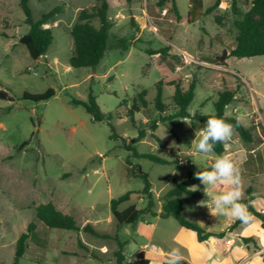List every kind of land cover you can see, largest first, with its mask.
Instances as JSON below:
<instances>
[{
	"label": "rangeland",
	"instance_id": "1",
	"mask_svg": "<svg viewBox=\"0 0 264 264\" xmlns=\"http://www.w3.org/2000/svg\"><path fill=\"white\" fill-rule=\"evenodd\" d=\"M107 1L112 23L109 43L125 37L131 46L127 51L108 50L95 68H73L72 28L81 11L98 0H31L29 7L35 21L63 7V12L44 26L52 29L53 42L38 60H33L20 43L30 29L20 0H0V91L6 89L14 97L12 102L0 99V264L14 263L16 242L30 223L37 229L19 264H117L114 254L119 246L115 235L124 244L123 264H140L142 251L151 264H161L173 248L180 249L183 259L193 252L195 264H232L233 259L241 262L254 251V243L246 246L242 237H254L257 252L264 253V230L256 218L226 239L195 248L177 221L162 215L166 193L187 179L190 172L211 167L220 156L214 151L206 155L195 151L192 141L206 123L186 118L165 121L177 111L171 100L175 91L172 81L184 88L196 82L195 98L189 107L192 116L215 114L219 93L226 87L237 89V98L225 114L240 120L252 133L253 141H243L233 130L232 139L223 143L225 152L221 155L227 154L240 163L250 150L253 154L264 152V56L231 57L227 66L215 63L224 50L233 48L239 33L237 23L249 11L250 0H237L236 11L232 0H221L209 14L205 11L215 0H177L181 20L176 19L170 2ZM165 48L169 49L165 54L146 53L147 49ZM160 81L168 106L165 113L154 107L156 84ZM50 88L55 96L48 101L24 99L26 92L43 94ZM91 90L101 110L111 115L109 121L95 122L84 106L73 104L75 100L87 103ZM135 104L140 111L134 113V125L130 111ZM153 122L157 123L155 130ZM142 130L145 137L138 140ZM114 133L121 138H113ZM127 144L140 155L153 153L167 159L179 156L184 161L178 165L157 164L133 156L125 148ZM23 145L24 149L18 151ZM137 166L150 176L157 216L145 214L136 223L118 228L111 211L113 199L133 192L119 210L147 206L143 180L130 174ZM256 171L252 177L242 174V200L248 197L247 189L251 187L255 196L252 204L260 211L264 206V170ZM196 185L200 199L181 197L185 218L203 223L205 230H226L235 219L211 215L200 204L208 199L205 186L201 182ZM217 191L209 189L210 195ZM48 203L73 216L80 228L91 223L112 238L46 228L37 219L36 210ZM211 216L213 221L209 222ZM91 253L103 261L92 258ZM218 253L224 255L223 259H217Z\"/></svg>",
	"mask_w": 264,
	"mask_h": 264
},
{
	"label": "trees",
	"instance_id": "2",
	"mask_svg": "<svg viewBox=\"0 0 264 264\" xmlns=\"http://www.w3.org/2000/svg\"><path fill=\"white\" fill-rule=\"evenodd\" d=\"M31 0H20V6L26 15V23L29 25V32L20 39V43L29 51V54L33 60H38L44 56L49 47L53 42V32L51 28L44 27L51 19L55 18L57 15L63 12V7L58 6L51 10L48 13L43 14V16L35 21L32 18L31 10L29 7V2ZM128 3L132 0H126ZM198 1L200 0H192ZM171 3V9L174 12L176 19L181 20L180 11L178 8L177 0H160L161 5L165 3ZM221 4V0H215V3L206 9L205 13L209 14ZM237 0H232V8L236 11ZM109 3L107 0H98V2L92 6L90 9H84L81 11L78 21L72 28L71 35L73 38L74 50L70 58V65L73 68H95L100 61L104 58L105 53L110 49H119L121 51H127L131 46L129 39L125 37L115 38L113 43L110 44V31L112 28V23L109 21L108 12H109ZM93 21H98V26H95ZM239 30L238 36L235 40L234 46L229 51L224 50L223 53L215 58V63L219 66H227L226 61L231 57L235 58H253L258 56H264V0H250V9L244 15L243 19L237 23ZM168 48L161 50H152L147 49L146 53L149 55H158L165 54L168 52ZM175 87L174 94L171 98L173 105L176 108V113H173L165 119L173 118H186L190 119L192 122L198 121L201 123H206L207 119L212 117L222 118L227 123L233 125V129L239 134L245 142H252L253 136L250 130H248L240 120L235 117L226 116L225 111L228 105H230L237 98V89H232L226 87L224 91L220 92L218 95V100L214 103L215 114L212 115H200L195 114L191 115L189 112V107L194 101L196 82L192 81L188 88H184L180 85L179 82L172 81L170 84ZM157 97L154 101V107L159 113H165L168 109L167 104L163 99V83L160 81L156 84ZM146 92L142 94L144 97ZM55 96V90L50 88L43 94H30L26 92L24 94V99L30 100L33 102H45ZM0 99L7 101H14V97L9 94V91L2 89L0 91ZM75 105H82L86 109L87 113L93 118L95 122H104L105 120L109 121L111 115H106L100 108L97 98L91 90L89 94V100L87 103L80 101H73ZM143 105L145 102L143 101ZM137 104H135L130 111V119L135 125L134 113L139 112ZM157 128V123H152V130ZM113 132L114 129L112 128ZM145 130L140 131L139 139L145 137ZM113 138H121L115 133ZM124 140V139H123ZM159 142L160 140L157 139ZM26 145H23L18 151L24 149ZM125 148L128 151H132L133 156H138L142 158L149 159L150 161L162 164L178 165L182 163L181 157L177 156L171 159L159 157L153 153L138 154L136 150L132 147L131 144H127ZM214 152L216 154H223L225 152V146L223 143H217L214 147ZM128 165L132 163L128 160ZM211 170V167L204 169ZM203 171V170H202ZM130 174L134 177H138L143 180L144 188L142 194L147 198V206L144 209H138L135 205L130 206L124 211L119 210V206L125 202L130 201L131 195L133 192H128L118 199H113L111 202V211L114 216V219L117 223L118 228L126 224L136 223L140 217L145 214H150L155 217L157 214L153 211L155 206L153 193H152V183L150 180L149 174L144 172L141 167L137 166L136 168L132 167ZM247 176V175H244ZM200 183V180L194 177L193 173H189L187 179L176 184L174 188L169 190L164 196V205H163V216L164 217H173L177 223L187 230H191L196 233L197 240L202 243L208 241L212 237L223 238L227 233L232 232L239 226L243 225L240 220H236L232 225H230L226 230L220 233H214L206 231L201 224L195 221H190L185 218L183 214V201L181 197L187 195L189 197L200 199L201 193L199 191L192 192L189 189L191 186ZM248 197L245 200H242V203L249 205V212L253 217L257 218L261 222V228L264 229V212H260L254 208L252 201L254 197L252 195L251 187L247 189ZM37 219L48 229H59L66 230L75 233L83 231L95 238L99 239H110L112 238L109 234H102L97 231L91 223L86 224L83 228L77 224L75 218L71 215H65L56 207L51 204H42L37 207L36 210ZM36 225L30 223L27 227V232L22 233L16 242L15 247V259L13 264H19L27 249H28V240L36 232ZM118 243V250L115 252L114 257L117 264H123L125 261V255L123 253L124 244L120 241L118 235L113 237ZM242 241L245 245H249L251 242L254 243V247L259 249V246L253 237H244ZM80 246L83 249L87 250V247L80 242ZM92 258L103 261V259L95 254L91 253ZM264 262V253L261 255ZM140 264H150V260L145 257V252H140L138 256ZM181 264H189L187 261L182 260Z\"/></svg>",
	"mask_w": 264,
	"mask_h": 264
},
{
	"label": "clouds",
	"instance_id": "3",
	"mask_svg": "<svg viewBox=\"0 0 264 264\" xmlns=\"http://www.w3.org/2000/svg\"><path fill=\"white\" fill-rule=\"evenodd\" d=\"M233 130V125L222 118L207 119L205 127L196 132L192 141L195 151L205 155L212 153L217 143H227L232 139ZM194 177L205 186L208 197L200 204L206 206L213 216L230 217L245 225L255 219L248 210L249 205L241 202L244 196L242 169L232 157L227 154L217 156L211 170L198 171ZM210 188L218 191L210 195ZM189 190L198 191L199 186L193 185ZM182 260L180 249L173 248L166 254L164 264H181Z\"/></svg>",
	"mask_w": 264,
	"mask_h": 264
},
{
	"label": "crops",
	"instance_id": "4",
	"mask_svg": "<svg viewBox=\"0 0 264 264\" xmlns=\"http://www.w3.org/2000/svg\"><path fill=\"white\" fill-rule=\"evenodd\" d=\"M264 145V144H263ZM262 145V146H263ZM253 152H254V150H250L249 152H248V154L244 157V159L240 162V163H238L239 164V166L241 167V169H242V174L243 175H249V176H255V174L257 173V169H259V168H261L262 170H264V166H262V164L264 163V152H260V150H258V152L257 153H255V154H253ZM258 164V167L257 168H255L254 167V164ZM252 195H253V193H252ZM253 197H254V200H255V196L253 195ZM253 200V201H254ZM253 205V204H252ZM255 208V207H254ZM259 211V210H258ZM260 212H264V206H263V208L260 210ZM212 215V214H211ZM255 218V217H254ZM257 219V218H256ZM237 219H235L234 221L232 220L230 223V225H232L235 221H236ZM208 221L209 222H212L213 221V216H211V217H209V219H208ZM259 223H260V227H261V222L259 221ZM202 225H203V223H201ZM201 225V226H202ZM204 226V225H203ZM245 226V224H243V225H241V226H239L238 228H236L235 230H233L232 232H229V233H227L224 237H223V239H226V237H227V235H229V234H232V233H235V232H237L239 229H241V228H243ZM181 227V226H180ZM182 228V227H181ZM209 230V232H214L212 229H209V228H207V230L206 231H208ZM264 230V229H263ZM182 232L184 233V234H188L190 237H191V239H192V246L193 247H201V246H204L205 244H208V243H213V242H215V241H217L218 242V240H219V238H216V237H212V238H210L208 241H206V242H202V243H200L198 240H197V235H196V233L195 232H193V231H191V230H187V229H185V228H182ZM222 232V231H221ZM214 233H220V232H214ZM242 238H244V237H242ZM254 238V237H253ZM256 240V239H255ZM258 241H259V243H260V240L259 239H257ZM261 244V243H260ZM250 245V244H249ZM249 245H246V246H249ZM227 246H228V249L230 250L231 249V244L228 242L227 243ZM262 246V245H261ZM253 248H254V251H252V253L251 254H249V255H247V256H245V258L241 261V262H237V261H235L234 259H233V263L232 264H256V263H258V264H264V262H263V259H262V257H261V255H262V253L263 252H257V250L258 249H256L254 246H253ZM192 255H188V257L187 258H185V259H183V260H185V261H187L189 264H195V257H194V253L192 252L191 253ZM211 256H212V254H209V258H211ZM223 257H224V255L222 254V253H218V258L217 259H219V258H222L223 259ZM163 262H164V260L163 261H161V264H163ZM207 263L208 264H210V262L209 261H207ZM150 264H151V262H150ZM213 264V263H212ZM214 264H222V263H214ZM224 264V263H223Z\"/></svg>",
	"mask_w": 264,
	"mask_h": 264
},
{
	"label": "water",
	"instance_id": "5",
	"mask_svg": "<svg viewBox=\"0 0 264 264\" xmlns=\"http://www.w3.org/2000/svg\"><path fill=\"white\" fill-rule=\"evenodd\" d=\"M164 213H162V215H163Z\"/></svg>",
	"mask_w": 264,
	"mask_h": 264
}]
</instances>
